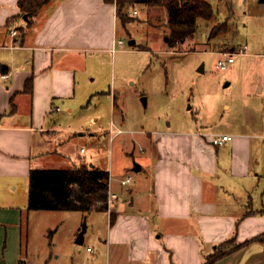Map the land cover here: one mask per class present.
<instances>
[{
  "label": "crops",
  "instance_id": "1",
  "mask_svg": "<svg viewBox=\"0 0 264 264\" xmlns=\"http://www.w3.org/2000/svg\"><path fill=\"white\" fill-rule=\"evenodd\" d=\"M18 1L0 0V264H28L31 168L107 169L88 163L84 146L74 158L62 147L87 133H106L111 140L138 131L124 126L129 121L112 62L118 52H135L141 44L118 47L123 38L115 2L47 0L27 24ZM104 60L110 61L105 74L93 67ZM94 95L108 97L106 126L95 124L97 115L86 117ZM243 95L251 98L250 107L243 105L249 116L231 119V130L203 126L154 134L145 173L150 181L138 187L147 200H134L131 187L128 200L117 196L106 210L104 264H264V199H247L264 172V75L256 73L251 87L237 92ZM75 111L80 119L70 124ZM226 133L231 140L211 143L213 135ZM94 260L90 264H98Z\"/></svg>",
  "mask_w": 264,
  "mask_h": 264
},
{
  "label": "rangeland",
  "instance_id": "2",
  "mask_svg": "<svg viewBox=\"0 0 264 264\" xmlns=\"http://www.w3.org/2000/svg\"><path fill=\"white\" fill-rule=\"evenodd\" d=\"M211 2L215 8L213 16L209 20L199 18L194 37L173 46L168 44L169 30L165 25L168 13L164 7L139 2L128 10L136 18L134 21L123 23L118 19V35L124 41L118 47L129 49L133 46L129 39H135L147 48L118 52L112 62L119 101L129 121L124 126L138 131H124L111 140L106 133H87L66 142L62 150L74 158L79 146H84L88 163L103 165L111 171L112 190L120 200H128L131 187L134 200H147L144 199L147 191L141 192L138 187L145 189L150 181L145 173L152 164L150 142L155 133L191 131L203 126L210 130H231V119L249 116L244 106L250 107L251 98L237 96V92L250 88L256 73L264 75V1ZM245 44L246 53L252 54L236 53L228 69L216 67L219 51L232 48L238 51ZM109 65L110 61H94L93 67L105 74ZM86 112V117L98 116L95 124L106 126L110 116L108 97L94 95ZM79 116V111L72 112L67 122L76 123ZM118 117L116 111L115 119ZM262 160L264 166V156ZM135 163L143 169L134 171ZM127 174L132 179L122 185L119 179ZM259 185L250 187L247 199H264V172ZM28 217L29 248L27 257L24 256L28 264H90L94 259L104 264L103 239L109 224L106 210L33 209ZM83 227L84 241L79 244L75 239ZM88 246L94 249L93 253L87 250ZM49 255L51 258L46 262Z\"/></svg>",
  "mask_w": 264,
  "mask_h": 264
},
{
  "label": "trees",
  "instance_id": "3",
  "mask_svg": "<svg viewBox=\"0 0 264 264\" xmlns=\"http://www.w3.org/2000/svg\"><path fill=\"white\" fill-rule=\"evenodd\" d=\"M47 0H19L21 15H26L31 24L40 6ZM115 2L116 15L123 23L136 18L128 13L129 7L143 2L151 6H161L167 10L165 23L169 30L168 44L173 46L187 38L194 37L198 19H210L215 13L211 0H106ZM223 25H226L224 23ZM213 34V28L210 31ZM147 50L144 45L138 46ZM235 49V48H232ZM231 49V50H232ZM7 71L8 67L2 65ZM108 169L91 166H72L68 168H31L29 173L28 209L29 210H107ZM115 213H110L111 223ZM219 253L211 255L216 258Z\"/></svg>",
  "mask_w": 264,
  "mask_h": 264
},
{
  "label": "built area",
  "instance_id": "4",
  "mask_svg": "<svg viewBox=\"0 0 264 264\" xmlns=\"http://www.w3.org/2000/svg\"><path fill=\"white\" fill-rule=\"evenodd\" d=\"M134 13H136V10H134ZM12 34L15 35L16 31L13 30ZM116 42H117L118 45H121V46L124 44L123 39H117ZM246 52H247V45L246 44L241 46V47H239L238 51H235V50L219 51L218 52L219 53V57H218V59L216 61V67H218L221 70H226V69L229 68L230 64L234 61V55L236 53H246ZM3 76L7 77L8 75L4 74ZM110 125H111L110 131H113L112 127L114 126V123L111 122ZM119 131H121V130H119ZM231 138H232V135L227 134V133L226 134H217V135H213L212 136L211 143L213 145H220V144L224 143L227 140H231ZM81 150L83 151L84 148H82ZM131 178L132 177L130 175H127V176H124V177L120 178L119 181H120V183L122 185H125V184H128L131 181ZM111 182H112L111 181V176H109L108 196H107V199H106V204H107L108 210L113 205L114 201L117 199V193L112 190ZM87 249L89 251H93V249L90 248V247H88Z\"/></svg>",
  "mask_w": 264,
  "mask_h": 264
},
{
  "label": "water",
  "instance_id": "5",
  "mask_svg": "<svg viewBox=\"0 0 264 264\" xmlns=\"http://www.w3.org/2000/svg\"><path fill=\"white\" fill-rule=\"evenodd\" d=\"M264 0H260V2H263ZM26 17V15H24V18ZM135 43V39H130L129 40V44H131V45H133ZM142 101H143V103L145 104L146 103V97L145 96H143L142 97ZM140 168H141V166H140V164H138V163H135V165H134V167H133V170L134 171H139L140 170ZM84 231H85V228L83 227L81 230H80V232L78 233V235H77V237H76V239H75V241L77 242V243H79V244H81V243H83V240H84Z\"/></svg>",
  "mask_w": 264,
  "mask_h": 264
}]
</instances>
